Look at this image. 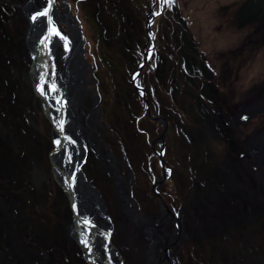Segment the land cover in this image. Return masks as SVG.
Returning a JSON list of instances; mask_svg holds the SVG:
<instances>
[{
    "label": "rangeland",
    "instance_id": "374dc122",
    "mask_svg": "<svg viewBox=\"0 0 264 264\" xmlns=\"http://www.w3.org/2000/svg\"><path fill=\"white\" fill-rule=\"evenodd\" d=\"M28 1L0 0V264H88L48 159L53 131L30 77L28 9H43L48 0H34L33 8L29 2L27 9ZM68 1L86 38L88 91L75 106L90 132L81 130L87 144L82 170L106 203L124 264L166 263L164 249L151 259L149 246L168 217L167 232L176 225L181 232L178 264H264V162L252 154L248 172L243 122L231 119L250 84L253 93L263 89L264 46L255 42L264 35V0H174L171 6L149 0L159 15L140 84L153 114L169 122L164 157L170 175L158 190L176 218L154 190L163 170L152 143L164 125L145 113L132 82L147 42L148 2ZM55 3L68 13L62 0ZM57 24L61 36L71 37L65 20ZM54 39L56 49L65 44ZM36 40L33 26L38 50ZM54 61V84L60 77L61 86L60 51ZM228 67L230 82H222Z\"/></svg>",
    "mask_w": 264,
    "mask_h": 264
},
{
    "label": "water",
    "instance_id": "95a60500",
    "mask_svg": "<svg viewBox=\"0 0 264 264\" xmlns=\"http://www.w3.org/2000/svg\"><path fill=\"white\" fill-rule=\"evenodd\" d=\"M55 1L56 0H51L52 6L55 4ZM62 1L69 8L68 13L72 14L76 18V23L73 25L76 28L74 34L75 35L77 34L76 36L79 38V41L72 46L71 56L73 58L77 56V58L75 59L76 60L75 66L77 68V71L79 70L78 73L79 79L83 80L87 74L86 59H85L86 54L84 49V44L86 41L84 35V28L78 17H76L70 10L71 5L69 1L68 0H62ZM48 5H49V0L47 6L44 7L41 11L47 8ZM146 14H147V20H146L147 42L150 43L151 46L149 50L145 52L143 60L139 64L138 68L133 72L132 82L135 89L142 97V100L146 105L145 113L151 119L156 120L164 125V132L159 136V138L155 142L152 143V148H153L152 154L156 155L159 158L163 170V175L160 178V180H158L157 184L154 187V190L159 195L162 203L165 206V209L168 210L169 214H172L164 198L162 197V195L158 190V185H160L166 179H168L170 175L169 168H167L166 166L165 157H164L165 148H166V136L169 132V122L165 117L157 116L153 114L148 96L146 94V90L140 84L141 72L148 63L149 58L154 49L155 31L153 29V22L155 17L158 16L157 14H153L152 12H147ZM33 15L35 14L27 15L28 30L26 32V50L28 51L32 59V62L30 64V77L32 80L33 92L40 99L43 107L44 116L47 118L49 124L52 127L54 142L57 140L60 141L59 145L56 143L54 144V147L51 149V151L48 154V159L52 165L54 178L59 184V186L63 189L69 201V207L72 213L73 235L76 238L77 243L81 246L84 254V258L88 262V264H124V259L120 251L112 241L113 220L107 211L106 203L101 197L98 189L88 181L85 173L82 170V164L86 156L87 146H85L84 149L81 147V144L80 146H78V153L76 154L77 157L75 158V161L71 160V158H73L74 156H70V157L65 156V158L63 159V163L61 161L59 162L58 160L59 150L60 148H62L64 141L68 139L63 136V130L59 126L61 123L58 121L56 117L52 101L50 100V95L48 94V89L50 88V84L52 83L55 77L54 70L52 68L53 64L51 65V63L49 64L44 60V58L37 51V46L31 41V29L34 23V21L32 20ZM31 43H33V45ZM65 63H66V59L64 60L62 67L65 66ZM41 87L44 89L43 94L41 93L40 90ZM157 145L160 146V150H157L156 148ZM116 175L118 181L120 179L118 169H116ZM89 198L91 199V202L94 204L96 211H98V214L101 215L102 217L101 222H97V223L94 222L92 220V217L88 213L86 207H82V204H80V200L87 201ZM73 205H75V207H73ZM173 217L176 218V216L174 215ZM85 218L90 220L92 225H94L90 229H94V228L97 229L98 227L101 229L103 238L105 239L106 242L105 244L106 249L104 252L99 253L95 251L96 249L95 238L90 239L89 236L86 237V239L89 240L91 251L89 250V247H86L83 243H81V239L85 238V236L82 237L81 234L82 233L87 234L85 229H88L82 223V220ZM161 222L162 221L160 220V223ZM109 233L111 234L110 236L108 235ZM151 252H152V248H151ZM169 264H176V263L169 259Z\"/></svg>",
    "mask_w": 264,
    "mask_h": 264
},
{
    "label": "bare ground",
    "instance_id": "6f19581e",
    "mask_svg": "<svg viewBox=\"0 0 264 264\" xmlns=\"http://www.w3.org/2000/svg\"><path fill=\"white\" fill-rule=\"evenodd\" d=\"M33 1H30V4H32V8L34 6ZM27 6L28 4H26V8ZM56 13L57 12H55L54 6H52V8L49 11V15L52 18L51 24H49L48 17H45L48 23H46L43 20L44 16L38 17L33 23L35 35L37 38L36 41L39 46L37 51L40 53V55L44 58V60L47 63L49 64L51 63V65L53 64L52 68L54 70V74H55V69H54L55 63H54V60H52V58L54 57V54H53L54 50H51V48L53 47L50 44H52L56 35H52L51 37L49 36V34L42 35L41 31H43V27H47L46 28L47 30L54 27L56 25L55 23H56V20L58 19V16L60 19L65 20L68 24H70L69 30H70V33H72V36L69 38L66 37L67 40H66V43L64 44V48L66 49L64 50V55H63L64 60L65 59L70 60L71 58H73L71 56L72 54L71 48L73 45H75L79 41V38L76 36L77 34L76 35L74 34L76 28L73 25L76 23V18L72 14H66L65 12L58 11V14ZM46 36H49V39L45 40L44 43H41V41L44 40ZM76 58L77 56L71 59L70 63H67V62L65 63V66L62 72L61 86H58V83L56 85L54 84V79L56 77V74H55V77L52 83L50 84V88L48 89V94L50 95V100L52 101L56 117L60 123L63 122V136L68 139L64 141L62 148H60L59 154H58V160L59 162L61 161L62 163H63V159L65 158V156H69V157L74 156L73 158H71V160L75 161V158L77 157L76 154L78 153V146H80L81 144V147L83 149L86 146V141H85L84 136L81 133V129H79V127L76 126L74 122L76 118L75 117V113H76L75 106H76L77 98L79 94L84 92V90L85 92L88 91L87 86L84 85V79L82 80V79H79L78 77L79 70L77 71V68L75 66ZM53 86L55 90H53ZM57 93L59 97L56 100L55 95ZM80 204H82V207H86L88 213L90 214L94 222L97 223V222L102 221L101 215H99L98 211H96V208L94 204L91 202L90 198L87 201L80 200ZM128 207L130 208L129 205ZM134 217L136 220H141L142 222H144V224H148L142 218V215H139V216L136 215ZM85 231L87 233L84 235L85 238L89 236L90 239H93V238L96 239L95 251L99 253L104 252L106 249L105 247L106 242H105V239L103 238L101 229L98 227L97 229L95 228L85 229ZM151 235H153V233H151Z\"/></svg>",
    "mask_w": 264,
    "mask_h": 264
},
{
    "label": "flooded vegetation",
    "instance_id": "af4514ba",
    "mask_svg": "<svg viewBox=\"0 0 264 264\" xmlns=\"http://www.w3.org/2000/svg\"><path fill=\"white\" fill-rule=\"evenodd\" d=\"M30 1H33V0H29L27 4H29ZM147 2H148V11L147 12H152L153 14H157V13L153 12L152 7L150 6V3H149L150 1L147 0ZM34 4H35V2H34ZM53 6L55 8V12H57L56 14H58L57 4L55 3ZM27 9H28V6H27ZM38 9L39 10H37V11H33V10L28 9V11L32 12L33 14L34 13L36 14L37 12H40L42 10L40 8H38ZM147 12H145V13H147ZM65 13L70 14L67 12H65ZM156 17H158V16H156ZM43 20L46 23H48L47 19L45 17ZM58 20H60L59 16H58V19L56 20V24H57ZM233 21L234 20L231 19V17H229L228 23H233ZM69 25L70 24H68V26ZM57 27H58L59 31L61 32L58 24H57ZM46 28L47 27H43L42 35L49 34V30H47ZM66 36H67V34H66ZM70 36H72V35H70ZM59 37H61V36H59ZM63 42L66 43L65 40H63ZM54 43H55V39L53 40V46H52L53 48H51V50H54V52H53L54 57L56 56V52H59V51L64 55V50L66 48H64L63 52L61 49L58 48V45H60L62 43L56 45L57 49L54 47V45H55ZM255 43H256L255 46H258V49L261 50L260 44L261 45L263 44V46H264V35H262L261 41H256ZM62 45L64 46V44H62ZM149 45H150V43L146 42V44L144 46V54H145V52H147L149 50L148 49ZM257 53H258V50H257ZM248 56L250 57V55H248ZM54 57L52 58V60H54ZM71 59H73V58H71ZM244 59H245V57H244ZM234 60H235V57H232V62ZM263 60H264V51H263ZM54 63H55V61H54ZM231 75H232L231 68L228 67L224 73V76H222L224 78H222L220 81L229 83ZM87 81L88 80H86V77H85L84 78V85H86ZM59 82H60V77L58 80V84H59ZM261 84H263V87H262L263 89L261 90L260 94L253 93V87L250 84V86H249L250 88L245 91V96L243 98L237 100L236 104L231 108V110H232L231 115H233V116H231L232 121H237V123H238L237 125H239L241 122H243V126H244L243 129L244 130H240V131H241L242 135L245 137L244 141H245V144L247 147L246 157L248 159V169H247L248 172H250L249 164L251 162L250 156L252 154H257L258 157H260L261 161L264 162V79L262 80ZM258 113H259V115H257ZM75 117L76 118H75L74 122H75L76 126H78L79 129L82 130V132L86 131L90 134V132L85 128V126L83 124H81V121L79 120L77 112L75 113ZM254 118H255V120H253ZM88 126H91L90 121L88 122ZM241 126L242 125H240L239 128ZM257 130H259V131L257 132ZM82 135L85 137V135L83 133H82ZM244 155L245 154H243V157H245ZM246 166H247V164H246ZM167 213H168V211H167ZM170 216H172V214H170ZM145 220H146V222H149L150 226L158 227V226L154 225V223H152L150 220H147V219H145ZM168 222H170L169 217L166 218V222H164L163 227H161V229L158 230L160 232L158 239L151 240L152 243L149 246L150 247L149 255H150V258L152 259V257L155 256L156 252L158 251L160 253V250H162V248H163L164 249V256L166 258L165 264H169V259L174 261L176 264H178L177 263V254H176L177 251H174V248L179 244V236H180L181 232L177 228L176 224H175L176 225L175 230H173L170 233L167 232L168 228H165V225H167ZM161 226H162V224H161ZM150 238H152V237L150 236ZM151 248H152V252H151ZM150 264H151V262H150Z\"/></svg>",
    "mask_w": 264,
    "mask_h": 264
},
{
    "label": "snow or ice",
    "instance_id": "6c2138e0",
    "mask_svg": "<svg viewBox=\"0 0 264 264\" xmlns=\"http://www.w3.org/2000/svg\"><path fill=\"white\" fill-rule=\"evenodd\" d=\"M174 2V0H165V3H168L169 6H171V4ZM163 7V5H161ZM52 8V2L51 0H49V5L47 8H45L42 12H37L35 15L32 16V20L35 21L38 17H48V20H49V24L52 23V18L51 16L49 15V11L50 9ZM157 15H159V13H157ZM51 35H57V36H61V34L59 33L58 30H56L54 27L50 28L49 29V36ZM49 36H46L44 38V40L41 41V43H44L45 40H48L49 39ZM61 39L63 40H67L66 37H63L61 36ZM41 93L43 94L44 93V89L41 87ZM53 90H55L54 86H53ZM61 127V129L63 130V122H61V124L59 125ZM56 144H60V141L57 140L55 141ZM170 172V170H169ZM73 207H75V205H73ZM82 223L85 225L86 228L90 229L91 227H93L94 225H92L91 221L88 220L87 218L83 219L82 220ZM179 225H177L178 227ZM82 237L85 235L84 233L81 234ZM109 236L111 235L110 233L108 234ZM81 243H83L86 247H89V250L91 251V247H90V244H89V240L86 239V238H82L81 239Z\"/></svg>",
    "mask_w": 264,
    "mask_h": 264
},
{
    "label": "trees",
    "instance_id": "16d2710c",
    "mask_svg": "<svg viewBox=\"0 0 264 264\" xmlns=\"http://www.w3.org/2000/svg\"><path fill=\"white\" fill-rule=\"evenodd\" d=\"M232 14V16H233V13H231Z\"/></svg>",
    "mask_w": 264,
    "mask_h": 264
}]
</instances>
